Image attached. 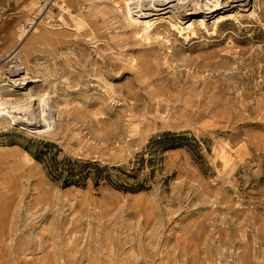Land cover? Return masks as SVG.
I'll return each instance as SVG.
<instances>
[{
    "label": "rangeland",
    "instance_id": "1",
    "mask_svg": "<svg viewBox=\"0 0 264 264\" xmlns=\"http://www.w3.org/2000/svg\"><path fill=\"white\" fill-rule=\"evenodd\" d=\"M134 1L0 0V264H264V0L152 44Z\"/></svg>",
    "mask_w": 264,
    "mask_h": 264
},
{
    "label": "bare ground",
    "instance_id": "2",
    "mask_svg": "<svg viewBox=\"0 0 264 264\" xmlns=\"http://www.w3.org/2000/svg\"><path fill=\"white\" fill-rule=\"evenodd\" d=\"M198 1V0H197ZM203 2V0H201ZM207 1V0H206ZM226 2L223 4H232L234 6L240 5V6H248L251 0H225ZM127 2V1H126ZM208 2V1H207ZM207 2H205L207 4ZM219 2V1H218ZM238 2V4H237ZM236 3V4H235ZM222 4V3H221ZM134 5L137 9V15L139 18L143 19L145 17V22L146 25L144 28H140L136 31V33L140 37H144V39H147L148 43L152 44V42L156 39L158 42L163 41V39H167L169 37L170 31H180L181 29L183 30V27H179L178 23L181 21L180 17H187L188 15L191 14H203L204 17H206V14H213L216 10L218 11L220 9L219 6L214 7H208L205 6L204 4L199 3H193L191 0H136L134 1ZM195 5V6H194ZM233 6V7H234ZM127 8V7H126ZM135 9V8H134ZM128 10V8H127ZM126 10V11H127ZM130 11V10H129ZM226 14V15H225ZM130 15V14H129ZM133 17V16H132ZM233 18H237L236 14L234 11H227L226 13L221 14L217 20L216 23L218 22L219 25L222 24H227L231 23V20ZM131 19V18H130ZM198 21V20H197ZM200 25H204L205 23V18H199ZM138 22V21H137ZM140 22V21H139ZM180 24V23H179ZM189 27H192L193 24L195 23H187ZM183 25V24H182ZM218 25V26H219ZM143 26V25H142ZM205 26V25H204ZM207 27V26H206ZM204 29V27H200V29ZM196 29H192L191 31L193 32V37H196L199 34V32L196 31ZM190 31V32H191ZM175 33V32H174ZM201 33V32H200ZM145 34V35H144ZM154 38V40L152 39ZM153 40V41H152ZM160 40V41H159ZM163 43V42H161ZM163 45V44H162ZM153 46V45H152ZM170 47V46H169ZM172 52L174 54L177 53V47L173 46ZM150 50H153L154 48L152 47L149 48ZM182 50V49H181ZM149 51V50H148ZM161 53V52H160ZM157 54V53H156ZM159 56V55H158ZM170 56V55H169ZM179 56V55H178ZM174 57V56H173ZM104 58V57H103ZM171 58V56H170ZM176 59V57H175ZM200 59V58H199ZM206 59V58H205ZM168 61V60H166ZM108 60L106 57L102 60L103 65L106 64ZM109 63V62H108ZM132 63V62H131ZM107 66V65H106ZM113 68V67H112ZM122 69V68H121ZM112 70V69H111ZM113 71V70H112ZM26 79V78H25ZM110 94V93H109ZM101 104V103H100ZM39 201V200H37ZM40 203V202H39ZM45 203V202H44ZM5 213V212H4ZM1 220H0V228H3L4 226H8L9 224L5 225L7 221V217L4 216L3 214L1 215ZM10 218V217H8ZM10 220V219H9ZM10 222V221H9ZM9 229V228H8ZM9 233V232H8ZM10 235V234H9ZM137 235V234H136ZM5 247V246H4ZM3 248L0 249V255L3 253H6L7 251L11 250ZM10 248V247H9ZM160 250V249H159ZM12 251V250H11ZM14 251V250H13ZM13 253V252H12ZM52 253V252H51ZM8 254V252H7ZM11 254V253H10ZM89 257V256H88ZM63 262V261H62Z\"/></svg>",
    "mask_w": 264,
    "mask_h": 264
},
{
    "label": "trees",
    "instance_id": "3",
    "mask_svg": "<svg viewBox=\"0 0 264 264\" xmlns=\"http://www.w3.org/2000/svg\"><path fill=\"white\" fill-rule=\"evenodd\" d=\"M172 132H164L163 137L170 135ZM41 153H38L37 158ZM49 168L57 177L64 178L65 184L77 183L80 180L90 176L95 183H99L101 180H107L115 183L117 186H123L131 189H141L139 182H130L127 178L129 174L124 171L122 167L117 166H100L99 163L92 161H73L63 160L61 162H50ZM116 170V173L110 172V170ZM130 186H127V185Z\"/></svg>",
    "mask_w": 264,
    "mask_h": 264
}]
</instances>
